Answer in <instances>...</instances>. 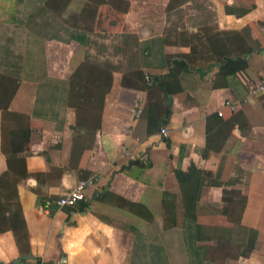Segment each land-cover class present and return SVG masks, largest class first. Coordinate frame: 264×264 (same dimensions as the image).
I'll use <instances>...</instances> for the list:
<instances>
[{
	"label": "crops",
	"instance_id": "crops-1",
	"mask_svg": "<svg viewBox=\"0 0 264 264\" xmlns=\"http://www.w3.org/2000/svg\"><path fill=\"white\" fill-rule=\"evenodd\" d=\"M234 1L190 2L204 3L199 13L214 15L215 24L207 22L214 29L243 31L249 26L247 38L264 44V0H254L255 7L241 16L225 10ZM166 25L167 20L160 33L140 38L139 61L111 59L120 67L114 72L99 125L87 122L76 127L75 108L66 104L64 93L58 94L53 86L40 88L39 79H20L9 110L30 122L31 138L27 150L18 153L10 166L3 146L14 124L0 110V264H132L139 225L146 226L147 221L121 207L119 198L145 203L159 219L163 192L169 191L178 195L181 211L175 174L180 165L184 170L191 163L219 170L226 181L239 177L241 182L234 187L246 196L253 179V185L264 191V103L259 102L264 95L249 93V84L264 71V51L248 55V67L222 86H214L216 70L205 69L203 75L183 73L182 91L165 95L145 78L168 73L165 55L190 52L189 45L169 41ZM52 43L64 52V57L52 61L49 75L60 85L84 59L85 47L73 41ZM137 67L141 75L128 73ZM227 100L236 104L247 123L236 125L217 152L207 149L208 119L216 118ZM224 113L231 116L228 108ZM161 127L168 129L167 137L160 133ZM18 158L25 163L26 176L18 172ZM91 175L98 179L85 199L74 206L44 209L46 198L66 194ZM222 196V187L204 186L201 202L220 203ZM204 209L199 206V211ZM229 264H264V230L249 256Z\"/></svg>",
	"mask_w": 264,
	"mask_h": 264
},
{
	"label": "trees",
	"instance_id": "trees-1",
	"mask_svg": "<svg viewBox=\"0 0 264 264\" xmlns=\"http://www.w3.org/2000/svg\"><path fill=\"white\" fill-rule=\"evenodd\" d=\"M70 1L43 0V3L36 8L34 13L30 14L25 22L22 20L24 25L32 29L28 32L32 42L37 41L43 45L46 40L62 42L75 40L87 47L84 59L65 83L62 82L60 85L55 83V80L47 74L45 64L40 60L35 59L34 64L30 61L22 64L20 58H17L20 55L16 54L9 45L3 48L7 52L5 56L3 55V59L9 64L1 63L3 69L0 70V110L14 124L8 130V144L6 147L3 146L10 166L18 153L27 150L31 138L30 122L23 115L9 110L10 102L18 90L22 77L39 79L41 80L40 88L47 90V88L52 89L53 86L58 94L64 93L66 104L75 108L76 127L87 122H97V125L101 123L105 97L113 85L114 72L120 66L114 65L110 58L100 60L91 57L89 35L93 31L94 22L102 21L103 13L101 15L98 11L100 6L107 5L112 12L125 14L129 10L130 3L127 1L126 6L122 7L119 3L123 0H98L91 8L88 7V11H81L90 20L84 21L85 24H83L81 17L78 16H74L72 22H69L70 17L65 19L62 11L66 9ZM164 1L167 16L181 10L185 3H192L190 2L192 0ZM196 6L202 7L200 4ZM254 7V0H235L232 5L227 4L225 10L227 13L241 16ZM208 21L202 22L197 27L202 31L190 33L186 30H178L177 27L168 29L166 34L169 36V41L173 44L189 45L190 52L165 55L169 67L168 73L156 75L152 79L149 77V80L146 77L145 82H152L165 95H171L182 91L183 73L203 75L206 72L205 69L207 71L215 69L214 86H222L229 77L248 67V55L264 51V44L256 40L252 42L247 38L245 30L250 31L251 27L248 26L243 31L219 30L208 25ZM126 36H134L138 41L134 33ZM130 52L131 54L136 53L133 50ZM12 53L16 56H12ZM24 67L33 70V74L26 75V71L23 72ZM128 73L138 77L142 71L137 67ZM228 110L231 112L228 118L225 114L226 110L225 113L223 111L222 116H219L217 112L216 118L209 117L207 149L220 151L228 133L236 125L247 123L244 114L239 110L229 108ZM18 123L22 125L18 126ZM5 134L4 132L3 137ZM17 162L20 166L18 172L26 176L27 170L23 159L18 158ZM21 162L24 167L20 165ZM175 174L180 184L179 197L182 202V214L179 217L178 195L164 191L160 226V220L156 219L145 203L119 198L121 207L143 218L150 226L160 228V232L153 237L154 241L149 240L145 233L138 231L136 253L132 258V264H229L230 260L249 256L256 247L260 231L264 230V191H259L253 185L256 184V180H252L250 193L246 196L240 189L234 187L236 183L241 182L239 177L226 181L219 170L203 169L191 163L187 170L182 169L181 165L178 166ZM204 186L222 187V201L220 203L201 202V192ZM105 196L106 194L100 197L105 199ZM199 206L212 207V215L199 211ZM207 218L211 220L208 221ZM174 231H179L180 234L176 235Z\"/></svg>",
	"mask_w": 264,
	"mask_h": 264
},
{
	"label": "rangeland",
	"instance_id": "rangeland-1",
	"mask_svg": "<svg viewBox=\"0 0 264 264\" xmlns=\"http://www.w3.org/2000/svg\"><path fill=\"white\" fill-rule=\"evenodd\" d=\"M127 1L130 5L128 12L125 14L112 12V10L108 9L107 5L99 7L98 11L101 12V15L103 13L102 21L94 22L93 31L89 35L91 40L89 44V51L92 53L91 57L100 60L110 58L112 60H122L123 62L127 60V62L134 63L141 59L139 53L140 38H147L148 36L160 33L162 31L161 23L166 20L165 32L171 27L180 28L178 30H191L200 26L206 20H209L211 24H215L216 18H214V15L210 11L199 13L201 10L196 4L203 6L204 3L192 2L186 4L181 10L167 16L164 0H123L119 5L125 7ZM95 2H98V0H71L66 9L62 11L63 15L65 19H69L70 17L69 22H72L74 16L81 17V23L85 24V22L90 20L81 11H88V7L91 8ZM42 3L43 0H0V70L3 69L1 63L6 62L3 59V55L5 56L7 53L3 50L6 47L5 45H9L16 54L20 55L17 58H20L22 64H27L28 61L34 64L35 59L43 62L49 75H52V61L64 57V52L60 48H56V43H52L57 40H46L43 45L37 41L32 42L31 37L28 35V32L32 29L23 24L30 14L34 13L36 8ZM113 21L115 23H112ZM143 31H146V33ZM129 33H134L138 41H136L134 36L127 37L126 35ZM72 41L79 45V42L75 40L69 42ZM81 45L86 50L87 47L83 44ZM131 50L137 54H131ZM15 53H12V56ZM25 71L26 75L33 74V70L31 71L29 67H26L23 72L25 73ZM258 95L263 96L264 94ZM259 102L261 104L264 103L262 97L259 98ZM203 207L205 209L202 211L206 214L213 211V208H208V206ZM181 214V211H179V217ZM157 220H160V226L161 218ZM206 220L210 221L211 219L207 218ZM139 227L142 230L138 229V231L145 233L148 239L152 241L155 240L153 237L160 232V228L158 229V227L150 226L149 224L146 226L142 224ZM173 233L177 235L179 231H174ZM166 237L168 238L167 235ZM182 259L184 261V258Z\"/></svg>",
	"mask_w": 264,
	"mask_h": 264
},
{
	"label": "built area",
	"instance_id": "built-area-1",
	"mask_svg": "<svg viewBox=\"0 0 264 264\" xmlns=\"http://www.w3.org/2000/svg\"><path fill=\"white\" fill-rule=\"evenodd\" d=\"M149 80V77H147ZM249 93L250 95L264 94V71L261 76L254 79L249 84ZM224 108H229L231 110L236 109V104L227 100L224 104ZM224 108L218 111V115L222 116ZM141 110H138L137 116L140 114ZM160 133L167 137L169 132L166 127H161ZM97 176L91 175L86 178L79 180L76 185L69 190L66 194L61 195L56 198H46L43 202V207L46 211L51 210V208H63L68 206H74L77 202L85 199L87 190L92 188L96 181ZM30 264H41V263H30Z\"/></svg>",
	"mask_w": 264,
	"mask_h": 264
}]
</instances>
